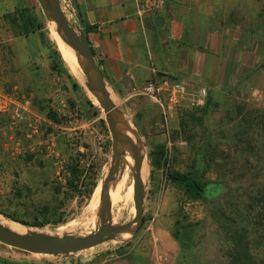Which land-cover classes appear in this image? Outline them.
Masks as SVG:
<instances>
[{"label": "rangeland", "instance_id": "rangeland-1", "mask_svg": "<svg viewBox=\"0 0 264 264\" xmlns=\"http://www.w3.org/2000/svg\"><path fill=\"white\" fill-rule=\"evenodd\" d=\"M59 4L77 26L67 0ZM24 8L38 27L28 33L19 14ZM56 51L64 64L58 62ZM66 55L72 60L67 50ZM82 78L65 61L61 39L36 0H0V223L2 218L19 225L37 222L41 225L26 229L71 237L89 236L100 228L99 210L106 193L102 184L113 157L111 136L108 129L107 134L102 130L103 112ZM255 92L247 101H230L228 111L193 110L198 119L185 130L178 121L187 109H177L172 121L167 116L164 122L162 114L155 117L154 129H141L142 120L133 118L141 128L132 121L130 126L139 134L145 156L143 222L135 234L60 257L0 244V264H98L113 252L123 255L120 264H150L154 250L166 256L168 264H230L240 241L262 255L263 247L255 246L262 239L256 234L252 198L264 190V88ZM88 101L100 115H93ZM49 113L59 123L51 121ZM156 146L164 148V165L156 156L152 164L147 156ZM122 158L120 169L112 168L113 192L110 197L108 193L104 210L111 226L125 224L134 215L133 177ZM200 166L219 192L192 201L166 174ZM92 181L96 187L86 200L85 188ZM98 185L101 191L95 200ZM175 228L180 230L178 238Z\"/></svg>", "mask_w": 264, "mask_h": 264}, {"label": "crops", "instance_id": "crops-1", "mask_svg": "<svg viewBox=\"0 0 264 264\" xmlns=\"http://www.w3.org/2000/svg\"><path fill=\"white\" fill-rule=\"evenodd\" d=\"M140 1L67 0L77 27L87 30L110 98L139 130L134 117L142 120L141 129H154L152 120L162 114L141 93L153 76L190 91L205 89L209 112L228 111L230 101H247L249 93L263 90L264 0H162L156 16L140 13ZM156 17L163 19L160 26ZM62 53L74 69L64 47ZM166 115L176 119V109Z\"/></svg>", "mask_w": 264, "mask_h": 264}, {"label": "water", "instance_id": "water-1", "mask_svg": "<svg viewBox=\"0 0 264 264\" xmlns=\"http://www.w3.org/2000/svg\"><path fill=\"white\" fill-rule=\"evenodd\" d=\"M48 22H54L63 42L75 53L77 64L82 72L85 87L97 102L104 115V122L111 136V147L114 155L119 153L117 144L122 142L133 160V202L134 215L132 219L122 225L111 226L104 218V210L108 200L109 187L106 185L112 176L113 169L108 172L103 191L102 206L99 210L100 228L89 236L71 237L47 235L32 232L19 224L16 227L0 224V244L17 250L38 255L53 257L70 256L82 251L92 249L116 236L131 232L133 235L143 222L144 187L141 181L143 165V147L139 142V134L130 126L120 109L116 107L106 89L103 75L97 66L89 48L85 34L72 25L61 10L59 0L48 4L46 0H36ZM161 17L154 19V24L160 26ZM132 135L134 137H132ZM136 139V143L135 140Z\"/></svg>", "mask_w": 264, "mask_h": 264}, {"label": "trees", "instance_id": "trees-1", "mask_svg": "<svg viewBox=\"0 0 264 264\" xmlns=\"http://www.w3.org/2000/svg\"><path fill=\"white\" fill-rule=\"evenodd\" d=\"M19 14L21 15V20L23 21V28L28 33L30 31L29 29L38 28L35 26L36 22L33 16L28 14V8H24L20 10ZM84 33L87 32V30H83ZM58 57V62L60 64H64L63 61L60 58V55L58 51L55 52ZM68 79H70L73 83V87L75 89L78 88L77 82L74 78H72L69 74H67ZM96 102V101H95ZM97 103V102H96ZM88 105L93 110V115L97 116L101 114L100 109L91 103V101H88ZM193 110H200L199 112L201 114L206 113L207 106L205 105L203 108L198 109H187L184 114H182L179 117V127L181 130H185V128L189 127V123L193 121L194 119H198L195 117V114L192 112ZM48 118L53 121L54 123H59L58 117L55 116L52 113L48 114ZM264 121V117H263ZM99 124L104 130V132L107 134V127L103 119L99 120ZM164 148L161 146H156L152 150L148 151V158L150 159L151 163L153 164L154 156H156V160L159 165L162 164L161 161L164 159ZM201 153L198 154V162L201 163ZM198 163V164H199ZM75 172V170H74ZM168 180L180 187L183 188L184 194L187 196L188 199L192 201H199V200H207L213 196H215L216 193L219 192L218 186H215V184L211 183V181L207 180L203 175V169L202 167L195 168L193 171L180 173L177 171H168L167 172ZM96 187V182L92 181L91 184L86 187L85 189V199L89 200L94 189ZM223 189V188H222ZM252 202H254V206L252 208H255L256 215H255V228H256V234L257 237L262 239V242L256 241L255 246L257 247H263V254L260 255L259 253H253L251 251V246L249 244L244 242H237L236 243V249L234 250V253L232 254V261L230 264H264V190L260 189L256 192V194L252 198ZM253 204V203H252ZM6 218L18 222L15 220L12 216H6ZM4 222L11 223L7 220H4ZM23 227H32V226H40V224H37V222H19ZM237 233V229L235 230ZM180 235V230L175 228L174 231V237L178 238Z\"/></svg>", "mask_w": 264, "mask_h": 264}, {"label": "built area", "instance_id": "built-area-1", "mask_svg": "<svg viewBox=\"0 0 264 264\" xmlns=\"http://www.w3.org/2000/svg\"><path fill=\"white\" fill-rule=\"evenodd\" d=\"M163 8L162 0H141L139 3L140 13H149L156 16ZM264 77V68L260 69ZM142 95L157 104L162 110L164 122L166 121L167 109H198L203 108L207 101L205 89L190 91L183 83L168 77L153 76L141 90ZM264 107V96L262 97ZM164 127V125H161ZM169 148V144H168ZM157 240H154L156 243ZM125 251H129V247ZM123 255L116 252L108 254L102 260V264H119ZM150 264H168V258L157 250L153 252V260Z\"/></svg>", "mask_w": 264, "mask_h": 264}, {"label": "bare ground", "instance_id": "bare-ground-1", "mask_svg": "<svg viewBox=\"0 0 264 264\" xmlns=\"http://www.w3.org/2000/svg\"><path fill=\"white\" fill-rule=\"evenodd\" d=\"M54 0H46V2L48 3V4H51L52 2H53ZM67 19H68V17H67ZM69 20V19H68ZM49 24L51 25V27L54 29V31L57 33V35L59 36V38L61 39V37H60V35H59V33H58V29H57V26H56V24L54 23V22H49ZM61 42H62V47H64L70 54H71V56H72V60H73V65H74V69H75V71H76V73H77V75H78V77H79V79L82 81L83 80V75H82V72H81V70L79 69V67H78V64H77V61H76V56H75V53H74V51L69 47V46H67L64 42H63V40L61 39ZM132 137H134L133 135H132ZM134 140H135V143H136V139L134 138ZM121 143L122 142H118V150H119V153L118 154H116V155H114L113 154V152H112V154H113V157L111 158V161L109 162V169H108V171H107V175H108V172L113 168L114 169V171H118V169H120V166H119V161H121V159H123L122 158V156L124 157V159H125V161H126V163L128 164V166H129V170H130V172H131V174H132V177H133V160H132V157L130 156V154L128 153V151H127V148H126V145L124 144V143H122V145H121ZM137 144V143H136ZM120 145H121V148H120ZM120 152H122V155H121V153ZM128 153V154H127ZM130 159V160H129ZM144 166H145V156L143 157V165H142V169H141V173H140V175H141V181H142V185H143V187H145V185H144ZM108 168V167H107ZM107 175H106V177H107ZM106 177H105V180L103 181V184H102V190H104L103 189V186H104V184H106ZM112 177H113V175L108 179V182H107V186L109 187V185H110V182H111V179H112ZM103 178V177H102ZM110 188V187H109ZM101 189V186L100 185H98V187L96 188V191H95V194H94V196H95V200H97L98 199V195H99V192L101 191L100 190ZM111 192H113V188H110L109 189V197H110V194H111ZM99 201V200H98ZM134 207V206H133ZM0 224H2V225H5V226H12V227H16L17 226V224L16 223H8V222H3V223H0ZM23 231H27V229H22ZM130 233L131 232H125V233H122V234H120V235H118V236H120V237H122V238H126V237H128L129 235H130Z\"/></svg>", "mask_w": 264, "mask_h": 264}]
</instances>
